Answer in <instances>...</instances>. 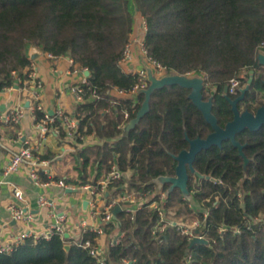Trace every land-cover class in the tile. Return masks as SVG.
Returning a JSON list of instances; mask_svg holds the SVG:
<instances>
[{"label":"trees","instance_id":"1","mask_svg":"<svg viewBox=\"0 0 264 264\" xmlns=\"http://www.w3.org/2000/svg\"><path fill=\"white\" fill-rule=\"evenodd\" d=\"M131 2L146 21L147 55L168 73L202 74L220 91L255 64L264 42V0H0V90L22 86L28 79L27 68L32 63L28 45L54 56L69 55L75 66L90 70L82 87L89 91L87 98L92 94L97 98L78 105L79 131L84 137L95 134L101 142L77 150L79 178L65 181L97 182L116 163L122 171H132L130 189L154 193L152 202L159 199V191L169 189L170 184H165L157 190V179L175 175L173 155L189 147L187 136L205 138L211 127L189 98L190 90L173 85L154 91L150 111L123 135V123L136 117L145 98L144 94L132 98L111 94L114 88L129 91L136 81L121 67L134 31ZM113 100L117 103L112 104ZM214 113L225 125L221 95ZM43 117L44 111L36 109L35 121ZM52 126L59 127V137L64 139L61 121L57 118ZM225 152L230 155L228 161ZM194 167L214 178L190 175L191 196L201 208H189V199L178 188L167 193L165 208L178 205L200 219V231L208 244L190 246L187 236L173 226L155 235L159 213L148 203L137 210L134 219L120 211L118 227L106 224L108 232L124 235L118 243L108 244L105 262L71 237L53 234L50 238L26 237L11 250L0 251V264H264V226L249 227L252 217L264 215V168L246 172L235 152L225 149V142L199 153ZM40 174L43 181L50 180ZM239 191L247 197L239 198ZM204 210H208L206 218ZM225 226H239L241 232L222 231ZM85 238L95 240L96 234L86 232Z\"/></svg>","mask_w":264,"mask_h":264},{"label":"crops","instance_id":"2","mask_svg":"<svg viewBox=\"0 0 264 264\" xmlns=\"http://www.w3.org/2000/svg\"><path fill=\"white\" fill-rule=\"evenodd\" d=\"M141 33L144 34V30ZM134 34L135 28L131 40H133ZM134 51L135 55L130 62L121 63V67L126 73L131 74L141 66L140 51L137 47ZM27 52L30 58L31 54H37L31 60L36 65L44 84L37 99L32 96V87L27 81H24L22 86L17 84L0 90V170L10 162L13 153L23 147L32 148L33 152L43 159L55 158V161L51 164L53 175L49 177V181H43V184H36L26 171L21 170L11 174L8 177V183L2 186L0 190V247L15 242L24 231L29 229L32 233L41 234L62 215L67 218L64 224L70 231L69 237L79 236L84 226V220L87 224L95 223L89 213L87 197L78 189L82 183L67 181L74 188L66 190L57 186L54 182L56 179L53 178L57 176L59 179L77 180L79 178V172L76 169L78 163L75 158L77 150L84 146L99 144L100 138L95 134H90L86 136L83 143H74L61 139L59 133L54 129H51L43 138L36 130L37 122L31 110V105L38 101L43 106V110L47 112L55 114L62 110L69 116L77 115V107L82 101H79L73 93V87L87 78L85 70L75 66L69 55L51 56L32 45H28ZM111 94L119 97H131L120 95L117 88L112 89ZM28 102H30L29 106H27ZM19 108L25 110V115L20 123L6 124L1 120V117L7 112ZM91 166L88 167L89 170H91ZM125 172L127 175L125 180L128 182L133 173L130 170ZM93 177L94 175L91 176V180ZM12 184L22 188L25 193L26 201L20 205L27 206L33 213L35 220L30 224L13 220L7 210L8 204L16 201ZM117 193L118 191L112 187L107 196L112 199ZM41 196L47 198L51 204L41 205L39 203ZM196 207L197 210L201 208L197 202ZM118 232L112 233L115 235ZM110 236L108 233L100 240V243L104 244L105 250L108 249Z\"/></svg>","mask_w":264,"mask_h":264},{"label":"built area","instance_id":"3","mask_svg":"<svg viewBox=\"0 0 264 264\" xmlns=\"http://www.w3.org/2000/svg\"><path fill=\"white\" fill-rule=\"evenodd\" d=\"M144 23V34L142 33L141 37L131 40L126 45L124 56L121 60V63H128L132 60V58L135 55L134 49L137 47V49L140 51V61L141 66L138 70L131 73L136 77V81L133 84L132 88L129 91L118 89V92L120 95H126L134 97L136 94H139V92L143 89L148 88L150 81L148 76L149 69L152 70L153 75L157 78H161L165 75H168V70L166 67L162 66L159 62L153 60L151 57L147 55V52L144 48V36L147 29L146 21L143 18ZM264 54V42L260 45L258 54ZM51 55V54H50ZM52 56V55H51ZM86 71V69H84ZM27 74L28 79L26 80L29 82L30 86L32 87V96L34 98L39 97L40 90L43 88V79L39 76L36 65L32 62L31 65L27 68ZM190 74V73H187ZM194 74V73H191ZM202 75V74H201ZM204 76V75H202ZM205 83L209 84V82ZM87 82V78H84L82 82L73 87V93L77 97L79 101H86L88 99H95L97 98V95L92 94L90 98H87L88 90H85L82 86ZM239 83V79L237 76L233 77L229 81V86L233 89L235 88ZM119 97V96H115ZM116 100L112 101V104H116ZM36 109H42L43 106L41 103L36 101L33 105H31V110L35 116V110ZM44 111V117L42 120L36 123V130L39 132L41 137H45V135L51 130H56L57 133L60 134L59 127H53L52 124L56 121L58 118L61 121V126L66 132V136L64 140L72 141L74 143H78V138H82L85 140L86 137L80 136L81 133L79 131L80 128V122L81 117L79 115L75 116H69L66 113H64L62 110H59L55 114H51L50 112ZM25 115V110L23 108L15 109L10 112H7L1 117V120L5 122L6 124H13L16 125L20 123L22 118ZM56 115V116H54ZM57 117V118H56ZM124 118H129V112H124ZM128 122L123 123V127L125 128L126 124ZM55 161V158H48L43 159L39 155H36L32 148L30 147H23L19 151H16L13 153L10 162L6 164V166L0 170V190L2 186L6 183H8V177L16 172H19L21 170L26 171L27 175L36 183V184H43V180L41 177V172L44 174H47L49 177H51L53 174L51 169V164ZM126 172L122 171L116 163L113 164L111 167V171L108 175H106L102 180L97 182H87L78 187V189L81 190L82 193H84L87 197L86 203L89 208V213L92 218H94L95 223L93 224H87L86 220H84V226L82 230L80 231L79 236L77 237H71L74 242L78 243L79 245L83 246L84 248H89L91 254L98 258L99 261L105 262L107 250L103 248V246L100 243L101 238L107 236L109 233L106 229V224L113 223L116 227L119 226V222L117 218L114 217V210L117 206L121 207V211H126L131 219H134L135 214L138 209L141 207L147 205L150 203V207L157 209L159 213V220L156 224L153 233L155 235H160L165 231V229L168 226L175 227L178 231L181 232V234L187 236V238L192 241L195 237H203L205 236L201 233L200 228L202 226V221L198 218H195L191 220L190 223H184L180 220L175 219V217L178 216V213L176 210L173 209H166L165 208V200L167 197V193L169 192V189L167 191L161 190V188L164 186L161 183L157 182L156 188L159 191L158 198L152 202H150V199L154 196V193L147 194V193H140L138 191L132 190L129 187V183L125 180L126 178ZM118 186H114V188L118 191V193L112 197V199L108 198L107 195L111 192V185L115 184L116 182H122ZM55 184L63 189L70 190L74 188L73 186L69 185L65 179H59L54 181ZM13 185V184H12ZM156 190V191H157ZM191 192V191H190ZM13 193L16 198V201L11 202L7 206V210L10 213L11 217L15 221L24 222L26 224H30L35 220V217L31 210L25 205H20L25 200V193L19 186L13 185ZM192 195V192L190 195H184V198L188 199L187 197H190ZM151 196V197H149ZM192 197V196H191ZM39 203L41 205H47L51 204V202L45 198L44 196H41L39 198ZM189 208L197 210L196 207V201L193 199L189 200L188 203ZM208 216V210L204 211V217L206 218ZM66 216L62 215L60 216L57 221L49 226L44 232L41 234H35L32 233L31 230L24 231L15 242H12L11 244H7L6 246H1L0 251H9L12 249V246L15 244L20 243L23 241L26 237H45L50 238L53 234H61L62 236H65L66 233H69L67 226L64 224L66 221ZM261 224L264 226V215L259 214L256 217H252L249 221V227H252L254 225ZM232 229L235 233H240L241 229L239 226H233V227H227L221 228L222 231H226L227 229ZM199 231V233H198ZM86 232H92L96 234L95 240H92L90 238H85ZM124 235L123 232L119 231L115 235L110 236V243H118L119 239ZM206 239V238H205Z\"/></svg>","mask_w":264,"mask_h":264},{"label":"water","instance_id":"4","mask_svg":"<svg viewBox=\"0 0 264 264\" xmlns=\"http://www.w3.org/2000/svg\"><path fill=\"white\" fill-rule=\"evenodd\" d=\"M37 54H31V59L35 58ZM260 63L264 65V54H259ZM91 74L90 70L86 69L85 75L89 77ZM150 84L148 88L143 89L139 94H144L145 98L139 109L136 117L131 119L124 128V136H127L131 129L135 128L136 124L150 111V102L151 97L154 91L162 89L166 86L179 85L181 87L187 88L190 90L189 98L192 102L198 107L202 112L206 122L211 126L212 132L208 134L205 138L197 137L191 139L187 136L189 147L182 150L179 154H174L173 157L177 161L176 172L173 176H160L157 179L158 183L162 185L170 184L169 191H172L174 188L180 189L184 195H190L189 189V180L190 175L193 174L198 178H207L213 179L211 176H206L194 167V161L199 153L203 150H207L212 146H221L222 142L230 138L233 143L242 148L241 144L236 141L235 134L241 131L247 124L250 125L252 129L258 128L262 123H264L263 115L264 108H261L258 112L257 118H254L251 114L245 113L239 115L236 111L235 119L229 122L226 127L219 124L217 116L213 113V101L212 98L209 100L204 99L203 90L205 88V78L200 74H195L190 77L186 74H180L176 71H171L168 75H165L161 78H157L153 75L151 69L148 71ZM236 102H234L235 104ZM30 105V102L27 103V106ZM53 114V113H51ZM246 117L249 118L250 122H246ZM121 211V207L117 206L114 210V217L117 218V214ZM199 233V231H198ZM66 237H69V233L65 234ZM196 243H205L208 244L209 241L203 237H195L190 246H193ZM69 249V246H66Z\"/></svg>","mask_w":264,"mask_h":264},{"label":"flooded vegetation","instance_id":"5","mask_svg":"<svg viewBox=\"0 0 264 264\" xmlns=\"http://www.w3.org/2000/svg\"><path fill=\"white\" fill-rule=\"evenodd\" d=\"M237 77L239 79L238 85L232 89L229 86V82H227L224 91H220L214 85L215 88H211V90L210 88L206 89L205 83L203 90L204 99L209 100L212 98L213 113L217 97L221 95L225 98V125H221L219 121L221 126L226 127L229 122L233 121L236 111H238L239 115L249 113L254 118H257L259 110L264 108V65L260 63L259 54L256 56L255 64L249 68H245ZM206 93H209V95L206 96ZM234 102L236 103L234 104ZM245 121L247 123L250 122L248 117H246ZM235 139L241 144V149L230 138L225 139L222 145L225 142V149H231L235 152L236 156L240 158L241 166H243L244 170L249 172L264 168V123L256 129H252L247 124L241 131L235 134ZM229 158V153L225 152V160L228 161ZM254 177L255 174L249 178L253 179ZM237 194L242 200L248 195L243 191H239Z\"/></svg>","mask_w":264,"mask_h":264},{"label":"rangeland","instance_id":"6","mask_svg":"<svg viewBox=\"0 0 264 264\" xmlns=\"http://www.w3.org/2000/svg\"><path fill=\"white\" fill-rule=\"evenodd\" d=\"M130 8H131V11H132V13H133V16H134V28H135V34H134V37H133V40H135V39H137V38H139V37H141V35H142V31H143V28H144V23H143V18H142V15H141V13L140 12H138L136 9H135V6H134V4L131 2V4H130ZM140 54V53H139ZM187 76H190V77H192V76H194L195 74H186ZM207 88H210V90H211V88H215L212 84H206V89ZM209 95V93H206V96H208ZM193 187L194 188H196L195 187V185H196V180H194L193 181ZM149 197H151V196H149ZM189 200L190 199H192V197L190 196V197H187ZM188 200V201H189ZM180 208V206H178V205H176L174 208H173V210H176V211H179L180 210V212L178 213V216L177 217H175V219H177V220H180L181 222H184V223H190L191 222V220H193V219H195L196 218V216H193V215H191L190 213H188L187 211H186V208H183V207H181V208H183V209H179ZM109 234L110 235H113V233L112 232H109ZM102 246H104V244H101Z\"/></svg>","mask_w":264,"mask_h":264}]
</instances>
